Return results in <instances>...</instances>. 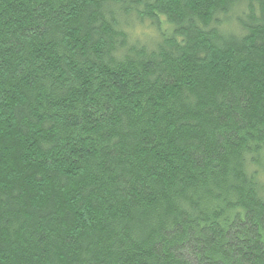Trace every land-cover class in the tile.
Wrapping results in <instances>:
<instances>
[{
  "label": "trees",
  "instance_id": "1",
  "mask_svg": "<svg viewBox=\"0 0 264 264\" xmlns=\"http://www.w3.org/2000/svg\"><path fill=\"white\" fill-rule=\"evenodd\" d=\"M0 264H264V0H0Z\"/></svg>",
  "mask_w": 264,
  "mask_h": 264
}]
</instances>
